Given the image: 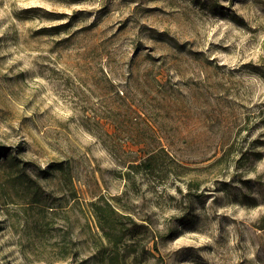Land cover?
<instances>
[{
  "label": "rangeland",
  "instance_id": "374dc122",
  "mask_svg": "<svg viewBox=\"0 0 264 264\" xmlns=\"http://www.w3.org/2000/svg\"><path fill=\"white\" fill-rule=\"evenodd\" d=\"M0 264H264V0H0Z\"/></svg>",
  "mask_w": 264,
  "mask_h": 264
},
{
  "label": "trees",
  "instance_id": "16d2710c",
  "mask_svg": "<svg viewBox=\"0 0 264 264\" xmlns=\"http://www.w3.org/2000/svg\"><path fill=\"white\" fill-rule=\"evenodd\" d=\"M51 29H58V28H51ZM155 156V153H153L152 151L147 152L146 153V157H144L143 159H141V161L137 164H135V166L138 167H144L145 169H151L152 168V158Z\"/></svg>",
  "mask_w": 264,
  "mask_h": 264
}]
</instances>
